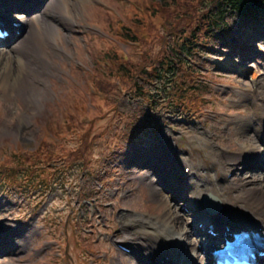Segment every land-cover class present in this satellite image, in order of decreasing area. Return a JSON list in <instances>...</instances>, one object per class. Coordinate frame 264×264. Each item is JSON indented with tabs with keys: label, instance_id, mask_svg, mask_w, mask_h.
Masks as SVG:
<instances>
[{
	"label": "rangeland",
	"instance_id": "rangeland-1",
	"mask_svg": "<svg viewBox=\"0 0 264 264\" xmlns=\"http://www.w3.org/2000/svg\"><path fill=\"white\" fill-rule=\"evenodd\" d=\"M158 1L150 0L149 5L155 7ZM148 2L85 0L76 5L75 17L84 27L78 25L72 32L76 39L67 41L72 55L64 60V66H56L58 72L40 79L45 87L0 83V227L29 226L32 231L27 238L15 234L21 241L7 245L8 252L0 259L6 262L1 264H121L120 261L135 264L134 253L123 255L115 251V241L134 251L147 252L145 231L151 228L150 219H156L162 208L161 202L149 195L151 178L142 179L144 173L138 172L142 170L139 164L148 163L137 162V158L144 159L147 155L146 161H150V151L161 152L156 155L155 162L159 164L163 161L162 154L171 148L177 155L174 161L178 158L179 164L182 162L180 168L186 172L190 167L184 169L185 162L189 161L196 172H206L208 168L213 180L227 179L230 182L224 185L227 192L237 186L233 164L214 168L213 155L208 153L218 136L237 127L222 120L239 118L247 108L253 109L252 101L242 99L241 104L236 103L240 99L237 93L238 87H242L240 82L251 86L256 73V78L264 82V14L254 18L234 15L233 32L214 34L218 41L210 43L218 45L206 48L207 53L202 56L206 63L195 56L209 78L208 84L202 86L204 91L199 92L206 101L203 113L187 115L175 108V113L165 116L162 110L146 119H158L159 127L147 123L135 127L133 122L125 126L128 120L116 115V98L107 103L108 98L117 97V79L106 91L95 93L101 88L99 78H110L109 71L103 73L107 64L100 62L107 52H116L119 59H124L123 53L130 54L133 59L134 48L136 52L150 50L149 44L133 46L119 39L117 33V28L124 27L122 24L125 27L130 24L134 29L161 30L160 17L156 18ZM64 4L65 0L61 7L65 8ZM97 4L100 9L95 7ZM114 14L123 17L121 23ZM156 43H152L155 51L159 49ZM137 56L146 58L143 52ZM6 60L1 61L7 63ZM132 101L135 108L136 104L145 108L140 99ZM118 104L120 112L129 111L127 100L119 99ZM202 136L207 140H202ZM86 141L88 169H82L78 161L69 164L58 161L60 152L64 155L82 149ZM42 149L53 153L58 162L51 165L60 164L58 169L26 166H33L29 153L38 157L36 150ZM176 203L178 208L183 207L181 199ZM133 221L136 222L129 224ZM145 223L148 227L139 230ZM133 225L136 229L133 235L126 233ZM192 229H197V225ZM19 244L21 247L14 246Z\"/></svg>",
	"mask_w": 264,
	"mask_h": 264
},
{
	"label": "bare ground",
	"instance_id": "bare-ground-1",
	"mask_svg": "<svg viewBox=\"0 0 264 264\" xmlns=\"http://www.w3.org/2000/svg\"><path fill=\"white\" fill-rule=\"evenodd\" d=\"M73 2L65 0L64 8L61 7L64 0H0V8L5 11L10 8L13 12L7 20L18 23V30L21 31L14 36L19 39L18 43L8 45L7 51L0 48V83L28 86L31 83L45 87L40 79L54 74L56 66L65 65L64 60L72 55L67 41L76 39L77 36L72 32L78 25L84 27L75 21V17L78 15L76 5H82L85 0ZM35 3L37 5L31 8ZM95 7L100 9L98 4ZM0 14L5 15L2 11ZM13 30L16 32V29ZM4 59H7V63L1 61ZM256 76L257 73L250 82L251 86L240 82L242 87H238L237 91L240 99L236 100L238 104H241L242 99L252 101L253 109L247 108L239 118L222 120L227 124L235 123L237 127L234 131L227 130L224 136H218L210 147L212 152L208 153L209 156L213 155L214 168L233 164L232 169L237 172L234 179L237 186L233 185L227 192L224 187L226 183L213 180L208 168H205L206 172H196V167L189 161L185 166L191 169L186 173L180 168L182 162L179 164L178 158L174 161L173 157L177 155L171 148L166 150L164 160L167 178L161 175L157 179L158 174L155 170L152 172L151 167L142 174V179L151 178L149 195L159 200L162 208L158 210L156 219H150L151 228L145 231L148 240L144 241L147 252L139 255L136 264H209L212 263L210 254L208 258L205 252L211 245L220 244L222 237L227 234L244 231L264 236V82ZM32 104H29L28 109H31ZM185 131L189 136V131ZM212 136H216L214 132ZM201 138L207 140L204 136ZM159 181L161 185L158 187ZM207 194L218 201L217 208H206L203 197ZM178 198L185 208H178ZM193 221H198L208 229L212 227L219 235L210 236L200 227L192 229ZM145 226L148 227L146 223ZM0 230V256L3 258L8 252L7 239L4 238L7 237V226H1ZM134 232L126 231L130 235ZM170 232L175 233L171 235ZM207 237L213 241L206 244ZM185 251L191 253L189 258Z\"/></svg>",
	"mask_w": 264,
	"mask_h": 264
},
{
	"label": "trees",
	"instance_id": "trees-1",
	"mask_svg": "<svg viewBox=\"0 0 264 264\" xmlns=\"http://www.w3.org/2000/svg\"><path fill=\"white\" fill-rule=\"evenodd\" d=\"M156 2L155 7L151 4L149 7L159 13L160 19L167 30L162 37V49L153 54L150 50V57L140 59L135 65L138 75L144 74L149 79L151 74L162 72L166 68L165 76L155 88L156 93L150 94L143 92L140 94L149 102L151 106L159 107L160 102L164 99L170 105L181 106L185 111L188 107L198 110L201 106V99H187V70L193 71V64L189 61V55L192 50L197 49L204 43V38L212 29L222 30L229 28L230 20L227 11L232 10L239 13H250L253 11H264V0H161ZM208 1L211 5L208 4ZM156 13V14H158ZM163 16V17H162ZM155 27H153L154 32ZM185 54V56H183ZM162 78V75H160ZM193 82V78L190 79ZM133 81L138 82L137 75ZM102 88H106L103 80H99ZM144 84L140 82V87ZM191 90V89H190ZM154 100V101H151ZM188 102L190 104H188ZM88 142H84L82 149L69 151L67 154L60 152L58 161L71 162L82 161V166L88 167L87 151ZM38 157L29 154L32 162V168L37 167L40 161L47 159L41 169H50L55 171L59 166L51 165V162H57L51 151L44 149L36 151ZM46 155V158L43 157ZM31 167V166H29ZM37 171V170H36ZM40 173V171H38Z\"/></svg>",
	"mask_w": 264,
	"mask_h": 264
}]
</instances>
